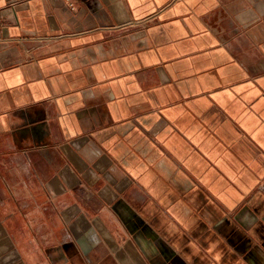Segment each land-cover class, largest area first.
Listing matches in <instances>:
<instances>
[{
    "label": "crops",
    "instance_id": "obj_1",
    "mask_svg": "<svg viewBox=\"0 0 264 264\" xmlns=\"http://www.w3.org/2000/svg\"><path fill=\"white\" fill-rule=\"evenodd\" d=\"M0 264H264V0H0Z\"/></svg>",
    "mask_w": 264,
    "mask_h": 264
},
{
    "label": "built area",
    "instance_id": "obj_2",
    "mask_svg": "<svg viewBox=\"0 0 264 264\" xmlns=\"http://www.w3.org/2000/svg\"><path fill=\"white\" fill-rule=\"evenodd\" d=\"M10 15H12V8H9V7L0 8V25H1L2 19Z\"/></svg>",
    "mask_w": 264,
    "mask_h": 264
}]
</instances>
